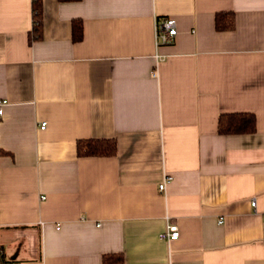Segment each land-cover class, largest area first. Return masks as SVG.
<instances>
[{
	"label": "crops",
	"instance_id": "1",
	"mask_svg": "<svg viewBox=\"0 0 264 264\" xmlns=\"http://www.w3.org/2000/svg\"><path fill=\"white\" fill-rule=\"evenodd\" d=\"M43 2L30 43L32 0H0V251L13 264H264V0ZM227 11L236 26L219 32ZM169 17L175 42L157 46ZM230 112L254 113L256 133L220 134ZM87 139L118 153L79 157Z\"/></svg>",
	"mask_w": 264,
	"mask_h": 264
},
{
	"label": "trees",
	"instance_id": "2",
	"mask_svg": "<svg viewBox=\"0 0 264 264\" xmlns=\"http://www.w3.org/2000/svg\"><path fill=\"white\" fill-rule=\"evenodd\" d=\"M62 3L81 2L82 0H58ZM44 2L43 0H32L33 27L29 33V41H38L43 36L44 22ZM216 29L219 32H228L235 28V14L232 11L219 12L215 17ZM73 42H81L84 38L83 22L74 20L72 23ZM219 133L222 135H246L254 134L257 131V120L254 113L230 112L220 115L218 120ZM77 154L79 157H114L118 153V144L114 139H87L77 142ZM104 264H125L124 256L119 254H106L103 257ZM1 264H13L0 251Z\"/></svg>",
	"mask_w": 264,
	"mask_h": 264
},
{
	"label": "built area",
	"instance_id": "3",
	"mask_svg": "<svg viewBox=\"0 0 264 264\" xmlns=\"http://www.w3.org/2000/svg\"><path fill=\"white\" fill-rule=\"evenodd\" d=\"M156 42L157 46L161 45H168L170 43L175 42L174 39L178 33L177 27H176V20L175 18L169 17V18H162L159 19L156 23ZM7 105L6 100L0 101V116L4 114L5 106ZM46 126V122L43 123L42 129ZM172 178L167 177L165 178L164 182L160 184V191H164L166 188V184L171 180ZM252 206H256V201L252 202ZM162 237L169 242H175L180 237V229L178 228V225H168L167 231L162 234Z\"/></svg>",
	"mask_w": 264,
	"mask_h": 264
},
{
	"label": "water",
	"instance_id": "4",
	"mask_svg": "<svg viewBox=\"0 0 264 264\" xmlns=\"http://www.w3.org/2000/svg\"><path fill=\"white\" fill-rule=\"evenodd\" d=\"M0 264H1V261H0Z\"/></svg>",
	"mask_w": 264,
	"mask_h": 264
}]
</instances>
